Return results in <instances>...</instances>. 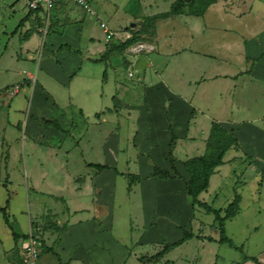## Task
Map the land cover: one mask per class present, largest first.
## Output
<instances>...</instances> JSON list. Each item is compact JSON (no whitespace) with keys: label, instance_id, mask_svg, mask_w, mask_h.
<instances>
[{"label":"rangeland","instance_id":"374dc122","mask_svg":"<svg viewBox=\"0 0 264 264\" xmlns=\"http://www.w3.org/2000/svg\"><path fill=\"white\" fill-rule=\"evenodd\" d=\"M167 1L169 0H87L86 7L73 0H59L51 10L52 19L50 18L48 23L45 18H40L39 20L30 19L26 24L25 22L20 24L23 13L27 9L29 10V0H0V66L2 64L1 60L13 63L17 57L19 64H24L21 69L27 70L28 67L32 73L37 74L39 69L36 62L40 50H35L33 53L29 50L26 53L22 47L32 33L36 34L34 39L39 42L38 45L45 44V35L54 26L53 30H57L55 32L68 36L70 42L76 44L75 46L68 44L69 49L62 48L60 50L76 52L82 57L80 75L87 71L92 76L96 72L101 75L100 66L106 69L100 106L96 110L102 109L95 115L87 109L83 113H78V110L73 107L60 111L57 106L53 105V96L51 97L41 90L38 84L33 83L34 76L29 75V73H26L29 75L26 78L28 80L14 84L5 82L7 78L0 74L1 205L6 202L8 196H11L14 201H18V197L22 196L25 197L24 200L27 202H33L36 198L37 204L38 202L41 203V198L45 196L65 197L63 193L35 191L31 188L27 182L28 180L25 179V173L27 169L33 168L34 176L38 174L36 170L39 165L37 157H40V160L43 159L41 160L42 168H45V164L50 166L52 160L49 157L52 155L58 159H63L61 163L71 164L73 168L77 166L75 171L87 167L86 163L89 161L108 164L112 166H110L111 168L116 167L118 172L138 174L142 177L151 174V172L147 173V169H152L153 164L162 165L164 160L168 161V140V142L166 141V151L159 153L157 150L165 146L161 138H156V140L152 138L153 141H150L147 136L143 138L141 134H138L142 130L140 128L141 122L144 123L145 117L150 118L149 112L141 113L142 105H155L145 100L143 94L146 86L151 82L146 77L151 75L152 82H155L158 73L163 68L162 61L166 63L162 70L165 80H169V77H172L174 73L183 74V69V76L185 77L196 78V76H199V73L192 68L191 55L196 57L198 52L208 54V51H205L207 50L205 45H201L202 42L198 41L202 39L201 34H203L204 29L202 30L201 26H204L205 23L202 18L184 15H197L214 0H194L191 4L185 6L184 10H181L184 15L181 14L163 22L164 25L158 34L163 42L160 44V49L165 50L164 37L167 35L168 30L174 29L175 31L172 34L178 36L177 44H172L170 52L174 54L177 48V52L187 50V48L192 50V54L190 52L178 54L179 60L181 59L183 64L178 61L175 62L172 58L169 60V56L166 58L162 54L158 55L156 51L136 53L133 49L129 52L114 49L108 59L104 61L91 62L87 59L89 56L98 57L97 47L99 45L107 47V44H109L105 41L106 33L100 25L101 22L105 24L106 30L113 33L119 32L121 26H130L134 22L132 18L139 13L147 15L167 11L169 9V4L166 5L165 3ZM56 13L60 15L58 16L59 22L54 24L52 20L53 15ZM210 19L213 22L209 23L217 26V30L213 34L217 37L219 45L218 48L212 49L211 54L212 56L213 54L214 56L219 54L222 58L225 57L224 59H218L215 56V59H218L216 62L220 70L230 72V41L235 40L237 45L241 44L242 40L249 36L248 31L242 24H235V26L241 25L242 27L236 28L231 35L230 30H227V28H230V20L227 17L223 14H214ZM250 25L254 27L252 30L257 31L260 24L257 19H252ZM15 28H17L16 33L13 31ZM39 28H41L40 31ZM209 35H212V33H209ZM204 38H206V35H204ZM111 42L119 44L120 39L113 36ZM234 51L236 53L234 59L238 62V46L234 47ZM29 54L33 55L34 60H31ZM149 62L158 64L154 67L157 73L154 72L153 67H148ZM237 62L233 67L237 66ZM179 64H181L180 68L178 67ZM199 78L197 77V79ZM170 79L176 91L188 94H198L199 91H204L207 88H218V90L223 88V85L215 82V80L209 82V84L206 80L203 84L199 81L187 86L183 85L182 82L179 83L178 80ZM210 83L212 85L208 87ZM20 84H25V87L29 86L30 89L24 95L26 96L25 107L21 111L20 121L10 124L8 121L10 98ZM67 92L61 93V96L64 97L62 103L67 102L70 97V95L66 96ZM21 93L22 90L16 97H20ZM84 93L88 92L85 90ZM53 94L58 100H62L58 94ZM261 100L262 104L254 106L249 114L251 119L254 118V122L249 120V123H245L244 128L240 131L239 149H235L240 150L243 155L240 156L241 159H237L240 160L237 169L231 174L227 183V177H222V187L216 192L217 197L213 204L211 201L214 198L208 200L207 198L211 195L202 193L203 197H206L205 201H208L212 207H217L216 204L220 203L219 207H223L222 216H225L223 210L229 203L235 201V205L229 210L231 216L224 219L225 234L231 239L234 246L219 242L218 220L214 218L212 213H207L203 208H196L197 219L191 221L193 225L190 230L192 233H201L206 237L213 236L217 240L210 241L207 238H204L205 240L197 238L186 240L181 247L182 250L177 248L174 252L169 253L171 258L181 259L186 256L188 260L192 258L193 264H205L209 254L211 255L210 251H214L213 258L214 262L217 261V264H240L244 255L255 257L258 261L264 263V125L259 123L261 121H258L259 118H264V98ZM211 101L214 104L210 106V111L203 114L197 112L194 121H190L189 134H192L195 139L184 140L180 136L186 123L184 119L188 118L186 113L183 112L185 111L183 108L177 110L178 115L177 117L174 116L173 120L169 116L180 141L174 149L175 163L180 161L182 169L184 159L200 155L201 152L205 151L206 140L203 141V138L204 136L208 137L211 120L229 119L230 113L219 110L220 105L215 102L216 98L214 97ZM194 104L198 105L196 98H194ZM202 104H205V102ZM245 115L246 113H242L240 118ZM47 119L58 120L61 123L62 130L46 124L45 120ZM158 126L160 127L159 124ZM158 130L162 131V129ZM147 141L150 142V145L146 144ZM52 165L57 168L55 163H52ZM106 171L107 174L91 172L90 179H96V183L92 186L97 191L94 195V202L106 201L107 219L110 220L114 216L117 227L124 233V236L131 233L138 234L137 229L141 228L140 224L143 223L145 217L141 209L144 203L149 202L152 205L153 202L158 201L183 200L185 203L190 201L189 196L184 193L183 189L182 181L186 177L188 178L187 174H183L184 172H182L183 179H178V184L177 182L160 184L149 177L144 182L134 181L129 186V177L112 172L113 169H106ZM10 172L15 183L27 185L26 192L20 191L19 195L11 192L13 190L11 186L4 182L5 176L9 175ZM77 177L83 178L84 176L78 175ZM209 192L212 194L211 190ZM18 211H20L19 205L14 210V214L11 213L10 219L13 222L11 228L19 232L20 227L16 221ZM37 211L41 219H49L50 214H46L43 210ZM30 212L34 215L33 209ZM40 226L38 224L33 225L30 233ZM128 226L133 229L129 230ZM189 227H191L190 224ZM178 232H180L178 237L180 238L182 231L179 229ZM8 236H12L11 230L0 215V264H2L1 252L12 240ZM173 238L178 239L176 235L166 240L171 241ZM25 243V239H21L19 242L20 245ZM16 247L18 250L21 248L17 245ZM250 263L254 264L251 261Z\"/></svg>","mask_w":264,"mask_h":264},{"label":"crops","instance_id":"0c3cea01","mask_svg":"<svg viewBox=\"0 0 264 264\" xmlns=\"http://www.w3.org/2000/svg\"><path fill=\"white\" fill-rule=\"evenodd\" d=\"M174 1L175 0L170 2L169 0L165 2L166 5L167 3L169 4V9L167 11L170 10ZM184 7L182 8L183 10ZM88 11L92 12L91 10ZM167 11L147 15L139 13L137 16L132 18L134 22H132L130 26H121V30L114 33L106 30L105 24L101 22L100 25L104 28V33H106L105 41L109 44H107V47L99 45L97 47L98 57L89 56L87 59L91 62H98L101 60L104 61L105 59H108L111 51L114 49L129 52L137 44H143L145 49L136 53H140L142 51H156L158 55L162 54L166 58L169 56V60L172 58L175 62L178 61L183 64L181 59L179 60L178 54H182L183 52H190L192 54V50L187 48V50L177 52V48L174 54L170 52L172 44H177L178 36L172 34L175 31L174 29L170 31L168 30L167 35L164 37L166 42V45H164L166 47L164 48L165 50L160 49V44L163 42L158 34L164 25L163 22L169 18H175L181 14L184 15V13H180L164 18H154L156 15ZM214 14H223L228 20H230V28H227V30H230L231 35L236 28L242 27L241 25L235 26V24H242L247 29L249 34L248 37L242 40L241 44L237 45V41L235 40L230 41V72L220 70L218 63L216 62L218 59H224L225 57L222 58L219 54H216L215 56L218 59H215L214 54L213 56L211 54L213 48L216 49L219 47L217 37L213 34L215 30H217V26L213 23H209L213 22L210 17ZM58 16L60 15L57 13L53 15L52 23L57 24L59 22ZM184 16L202 18L204 20L205 24L204 26H201V29H204L203 34H201L202 39L198 41L202 42L201 45H205L207 48L205 51H208V54L205 52H198V56L196 57L191 55L192 68L199 73V76H196V78L183 76V69V74L174 73L172 77H169V80H165L162 74V70L166 65L164 61L161 62L163 63V68L158 73L157 80L155 82H152L153 79L151 75L146 77L151 80V82L146 86V90L143 91V94L145 95V100H148L155 105H142L141 113L149 112L150 118H144V123L141 122L140 124V128L142 130H140L138 134H141L143 138L147 136L150 141H153L152 138H155V140L156 138H161L165 146L160 147L157 150L159 153L166 151V141H170L171 136L167 129V121L164 116L165 111H167L168 116H170L173 120L174 116L177 117V110L179 108H183L185 110L183 112L186 113V117L188 118L184 119L186 123L184 124L180 136L181 138H184V140H192L195 139V137L192 136V134H189L190 121H194V118L196 117L195 113L200 112L203 114L210 111V106L214 104L211 100L215 97V102L220 105L219 110L222 112L227 111L230 113V116L229 119L227 118L226 120L213 119L210 122V126L213 121L218 122L227 131L235 133L239 142V138H241L240 131L244 128V124L249 123V120L254 122V118L251 119L249 114L252 112L254 106L262 104L261 99L264 98V55L261 56V54L264 53V0H214L208 4L202 14ZM40 18H45L48 23L49 19H52L51 11L49 16H47L44 11H33L27 9L23 13L21 20H23L22 24H24V22L26 24V22L30 19L39 20ZM252 19H257L260 24L257 31L252 30V28H254L250 25ZM53 27L54 26H52V30L49 32L51 34L48 33L45 35L44 41H46V45L44 43L38 45L39 42L34 39L36 34L32 33L29 35L28 40L24 42L22 47L26 53L29 50L32 51L31 53L35 50H40L36 62L39 69L37 74L32 73L28 67L27 70L21 69L24 64L20 65L17 57L13 63H7L1 60L2 64L0 66V74L7 78V81L5 82L8 84L28 80L26 78H28L29 75H33V83L38 84L39 88L51 97L53 96V105L57 106L60 111L73 107L75 110H78V113H83L84 110L87 109L91 111L90 113H93V115L98 114L102 109L100 108V110L97 111V108L100 106L103 81L106 78V69L100 66L99 70L102 71L101 75L99 72H96V74L92 76V74L88 71L80 75L82 57H80V55L76 52L60 50L58 48L64 43L73 46L76 44L70 42V38L68 36H63L60 32H55L57 30H53ZM38 30L40 31L41 28ZM13 31L16 33L17 28ZM209 33H212V35H209ZM204 35H206V38H204ZM113 36H117L120 39L119 44L111 42ZM125 42L127 44H125ZM32 44L34 45L30 46ZM235 46H238L239 49L238 62L234 59V55L236 54L234 51ZM29 56L32 58L31 60H34L33 55L29 54ZM236 62L237 66L233 67ZM181 64H179L178 67H181ZM156 65L158 64H152L149 62L148 67H153L154 70ZM24 71L26 72L24 73ZM154 72L157 73L155 70ZM26 73H29V75ZM197 77L200 78L197 79ZM170 78L178 80L179 83L182 82L183 85L187 86L199 81L203 84L206 80L209 84V82H213L215 80V82L221 83L223 88L221 90H218V88H207L204 91H199L198 94H188L176 91L172 86ZM211 85L212 83H210V86L208 87H211ZM19 87L20 89H18V91L10 98V110L8 111V121L10 124L20 121L21 111H23L25 107L26 96L24 95L30 89L29 86L25 87V84H20ZM21 90L22 93L20 97H16ZM85 90L88 93L85 94ZM63 92H67L66 96L70 95L68 101L64 103H62L64 97L61 96V93ZM53 93L58 94L62 100H58ZM194 98H196V102L199 106L194 104ZM145 102L148 103L147 101ZM203 102H205V104H202ZM132 109L136 110L134 108ZM242 113H246V115L240 118ZM154 118H156V120H154ZM150 120L153 121L151 122ZM258 121H261L259 123L264 125V118H259ZM174 127L172 126V128ZM158 129H162V131H159ZM204 140H207L205 136L203 138V141ZM179 142L180 141L178 140L177 143L179 144ZM146 144L150 145V142L147 141ZM178 144H176V146ZM167 145L169 149V142ZM239 145L237 147L238 149ZM236 149L231 148L225 153L223 157L224 163L216 167L215 172L210 176L208 188L203 191L204 193L201 192L199 194L198 198L201 201L209 204L208 201H205L206 197H203V194H208L211 195L207 198L208 200L214 198L213 201H211L213 204L217 197L216 192H218L222 187V177H227L226 183L229 181L231 174H233L237 169L236 167L240 161L237 159H241L240 156L243 155L240 150ZM203 153L204 152H201L200 155ZM49 159L52 160L50 166L45 164V168H42L43 166L41 160L43 159L40 160V157H37L39 165L36 170L38 174L34 176L33 168L30 170L27 169L25 179L28 180L27 182L35 191L63 193L65 197L45 196L41 198L42 202H38L37 204L36 198L33 202H27L24 200L25 197L22 196L18 197V201H14L11 196H8L5 200L7 201V207L5 210L7 218L10 224H12L13 222L10 219V215H12L11 213L14 214V210L19 205L20 211L17 213L18 216L16 221L18 222L20 231L18 232L14 229L13 230L18 233V235H27V237L25 238L24 236H20L18 238H14L12 235V229L8 226L12 235L11 237L8 236V238H12V240L9 241L10 244L4 248L3 252H1L2 264H20V249L26 243L20 245L19 242L21 239H25V241H27V238L30 236L32 226L36 224L41 225L40 227H37L41 228L40 230L42 236L40 264H193L192 258L189 260L186 256L181 259L174 257L171 258L169 254L174 252V250H177V248H181L186 241L165 252L157 259L150 260L149 257L159 252L164 244L172 243L182 238L183 231L192 233L190 229L192 228L193 222L191 223V221L195 218L197 219L196 208L201 207L193 206L190 201H186L187 203H185L183 200H175L172 202L158 201L156 203L153 202L152 205H150L149 202H146L141 207L145 217L143 223L140 224L141 228L137 229L138 234L131 233L124 236V233L117 227V222L114 216L111 217L110 220L107 219L105 212L107 207L106 201L99 200L98 202H94V195L97 191H95L92 186L96 183V179H90L91 172L95 171L99 174H107V171L106 169L99 170L90 166V163H102L88 161L86 163L87 167L82 168L79 171H75L77 166L73 168L71 164H65L64 162L61 163L63 159H58L52 155ZM185 160L186 159L183 161ZM52 163H55L57 168H54ZM159 166L170 170V164L166 160H164V163ZM175 166L181 175L182 172H184L183 174H187L184 166V170L181 168L180 161L175 163ZM147 170V173L152 172L153 165L152 169ZM112 172L115 171L113 170ZM77 174L84 177H77ZM12 178V173L10 172L9 175L5 176L4 182L11 186V189H13L11 192L13 194L16 193L19 195L20 191H27L26 184L19 185L15 183ZM187 179L188 178L186 177L182 181L185 194H187V192L184 181ZM144 181L145 180L141 182ZM154 182H159L160 184H172L177 182L178 184L179 181L178 178H172L167 180L159 179ZM210 190L212 194L209 192ZM5 205L6 202L2 205L0 204V209ZM216 205L217 207L213 205L216 209L223 208L219 207L220 203ZM31 209L34 210V215L30 212ZM37 210H43L46 214H50L49 219H41ZM0 215L2 217L1 211ZM189 224L191 227H189ZM127 228L129 230L133 229L131 226H128ZM179 229L182 231L180 238H178L180 236V232H178ZM193 234L206 237L201 233ZM176 235L178 239L173 238L176 240H166ZM210 237L213 238V241L217 240L213 236ZM191 239L192 238L188 240ZM197 239L205 240L204 238ZM16 245L21 248L18 250ZM210 252L212 256L209 254L208 260L205 264H217V261L215 260L214 262L213 258L214 251ZM250 261L251 260H244V258H242L240 264H252Z\"/></svg>","mask_w":264,"mask_h":264},{"label":"trees","instance_id":"16d2710c","mask_svg":"<svg viewBox=\"0 0 264 264\" xmlns=\"http://www.w3.org/2000/svg\"><path fill=\"white\" fill-rule=\"evenodd\" d=\"M193 1L187 3L185 0H175L172 3L169 11L156 15L154 18L156 17L164 18V17H168L171 15L180 14L182 12L181 11L182 8L184 6H188ZM204 10L205 9L200 11L197 15L202 14ZM22 22L23 20H20L19 23L22 24ZM126 42L125 44H127ZM58 48L59 49H62V48L69 49V45L61 44ZM263 55L264 53L261 54V56ZM164 116L167 121V129L171 135L167 156H168V162L170 164V170L172 172L169 169L160 167L158 164H153V171L151 172L149 176H146V177H142L138 174H133V173L118 172L116 168H113L115 172L119 174H123L126 177L130 178L129 186H131L134 181H143L149 177L154 178L156 180H159V179L167 180V179H172V178L182 179V175L180 174V172L177 170L175 166V156L173 153L174 148L177 144L178 138H177L175 131L172 128L171 121L169 119L167 111L164 112ZM45 123L48 125H53L58 130H62V126L56 119H47L45 120ZM238 145H239L238 137L235 133L227 131L221 124L213 121L211 123L209 134L206 140L204 153L201 155L190 157L186 159L185 161H183L184 169L188 175V179L185 180L184 182H185V189H186L187 195L190 198V203L193 206L201 207L204 210H206V212L212 213L214 215V218L218 220L219 222L218 229H219L220 235H219L218 241L225 242L229 244L230 246H234V245L231 239L228 238L225 234L224 219L227 218L228 216H231L229 210L231 207L235 205V201L229 203V205L223 210L225 212V216H222L221 215L222 209L220 208L216 209L212 207L210 204L201 201L198 197L201 192L205 191L208 188L210 176L215 172L216 167L224 163L223 157L225 153L231 148H237ZM90 166H93L99 170L112 169L109 165H104V164L90 163ZM6 207H7V201H6V205L2 207L0 211H1L4 222L11 228V224L7 218V214L5 213ZM12 235L14 236V238H18L20 236H24L25 238L27 237V235H18V233H16L13 229H12ZM193 237L207 238L210 241L213 240V238L210 236L202 237L200 235H194L193 233L188 232V231H183L182 238H180L179 240L175 242L164 244L162 249L156 254H154L153 256L149 257V259L150 260L157 259L159 256H161L165 252L181 245L183 242ZM243 258L244 260H251L254 264H263L260 261H258L255 257H252V256L244 255Z\"/></svg>","mask_w":264,"mask_h":264},{"label":"built area","instance_id":"2783aa9c","mask_svg":"<svg viewBox=\"0 0 264 264\" xmlns=\"http://www.w3.org/2000/svg\"><path fill=\"white\" fill-rule=\"evenodd\" d=\"M59 0H29V10L44 11L49 16L50 11L55 7ZM77 3L87 6L86 0H74ZM133 49L138 52L145 49L143 44H137ZM17 89L14 93H16ZM13 93V94H14ZM42 236L40 228L34 229L27 238L26 244L20 250V264H40L42 250Z\"/></svg>","mask_w":264,"mask_h":264},{"label":"water","instance_id":"95a60500","mask_svg":"<svg viewBox=\"0 0 264 264\" xmlns=\"http://www.w3.org/2000/svg\"><path fill=\"white\" fill-rule=\"evenodd\" d=\"M187 3H189V2H191V1H193V0H185Z\"/></svg>","mask_w":264,"mask_h":264}]
</instances>
